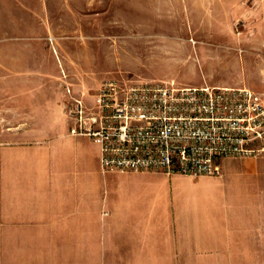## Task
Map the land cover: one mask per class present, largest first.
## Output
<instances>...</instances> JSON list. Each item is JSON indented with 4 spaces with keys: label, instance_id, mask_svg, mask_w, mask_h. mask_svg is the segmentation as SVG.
Returning <instances> with one entry per match:
<instances>
[{
    "label": "rangeland",
    "instance_id": "1",
    "mask_svg": "<svg viewBox=\"0 0 264 264\" xmlns=\"http://www.w3.org/2000/svg\"><path fill=\"white\" fill-rule=\"evenodd\" d=\"M108 79L247 86L264 98V0H0V144L39 154L33 168L43 169L48 144L74 169L101 170L98 144L70 133L63 104L68 84L94 106ZM253 162L223 158L221 175L207 182L249 183ZM191 179L112 175L97 190L145 209L155 198L167 206L185 192L203 195L205 178ZM257 180L264 184V172ZM42 187H33V202H43ZM29 261L72 264L67 254L43 255L41 228Z\"/></svg>",
    "mask_w": 264,
    "mask_h": 264
},
{
    "label": "crops",
    "instance_id": "2",
    "mask_svg": "<svg viewBox=\"0 0 264 264\" xmlns=\"http://www.w3.org/2000/svg\"><path fill=\"white\" fill-rule=\"evenodd\" d=\"M10 146L0 144V264H30L37 228L43 229V255L67 254L72 264H264V184L257 180L264 156L243 159L256 165L249 183L207 182L211 178L201 176L203 195L185 192L167 206L155 198L144 209L101 197L99 183L112 175L191 177L77 170L48 144L43 169H37L31 160L39 154ZM42 182L43 202H33V187Z\"/></svg>",
    "mask_w": 264,
    "mask_h": 264
},
{
    "label": "built area",
    "instance_id": "3",
    "mask_svg": "<svg viewBox=\"0 0 264 264\" xmlns=\"http://www.w3.org/2000/svg\"><path fill=\"white\" fill-rule=\"evenodd\" d=\"M65 90L70 133L98 144L104 173L219 176L223 158L264 156V98L247 86L108 79L100 83L94 106L68 84Z\"/></svg>",
    "mask_w": 264,
    "mask_h": 264
}]
</instances>
